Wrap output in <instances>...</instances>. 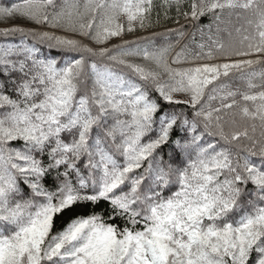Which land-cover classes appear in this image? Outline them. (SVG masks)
Returning <instances> with one entry per match:
<instances>
[{"label": "snow or ice", "instance_id": "snow-or-ice-1", "mask_svg": "<svg viewBox=\"0 0 264 264\" xmlns=\"http://www.w3.org/2000/svg\"><path fill=\"white\" fill-rule=\"evenodd\" d=\"M0 264H264V0H0Z\"/></svg>", "mask_w": 264, "mask_h": 264}, {"label": "trees", "instance_id": "trees-1", "mask_svg": "<svg viewBox=\"0 0 264 264\" xmlns=\"http://www.w3.org/2000/svg\"><path fill=\"white\" fill-rule=\"evenodd\" d=\"M205 22H207V21H205ZM162 30L163 29H156V31H162ZM161 42H163V40H161ZM172 42L175 43V40L173 39ZM187 42H188L187 39L185 41H183V43H187ZM179 48H180V46H176L175 49H174V51H173V53H172V55H174L176 51H179Z\"/></svg>", "mask_w": 264, "mask_h": 264}]
</instances>
